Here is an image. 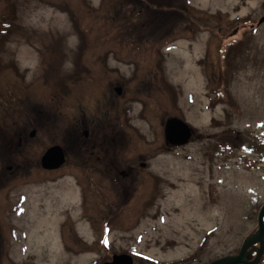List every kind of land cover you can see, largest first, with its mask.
Wrapping results in <instances>:
<instances>
[{"label":"rangeland","instance_id":"374dc122","mask_svg":"<svg viewBox=\"0 0 264 264\" xmlns=\"http://www.w3.org/2000/svg\"><path fill=\"white\" fill-rule=\"evenodd\" d=\"M138 2L155 6L0 0V264H206L232 248L241 205L264 201V0H181L160 42L128 34ZM169 118L189 145L166 148ZM78 124L117 166L43 171Z\"/></svg>","mask_w":264,"mask_h":264},{"label":"flooded vegetation","instance_id":"af4514ba","mask_svg":"<svg viewBox=\"0 0 264 264\" xmlns=\"http://www.w3.org/2000/svg\"><path fill=\"white\" fill-rule=\"evenodd\" d=\"M75 132H77L75 133V135L71 132L72 134L70 133V136H68L67 139L69 141L65 140V144H62V146H60L65 153V165L59 170L49 173H57L62 169L67 168V165L70 166V160H73V163L71 164L73 165L74 169H90L93 164H100L103 161L106 162L108 167L111 169L113 168L112 166H109L110 164H114L113 166H117L116 162L113 161V153L108 154V152L105 151L109 147L106 145V143L99 140L100 135L95 132V128L92 129L91 126H89V128H85L84 126L78 124V126H76ZM86 132H88L87 136ZM23 141L24 139L23 137H21L18 145L22 146L24 143ZM25 143H28V141L25 140ZM165 145L167 149H172L166 144V142ZM95 148H99L100 150H102L103 152L99 151L98 153L105 154V156L102 157L101 155H98L96 159H93L95 156L94 154L96 153L94 152ZM102 170L104 172H108V169L106 170L105 168H103ZM241 207H243L245 213L238 218V224L233 230V242L230 245L232 248H229L227 253H224V255L219 256L206 264H213L227 257L238 258L239 261L236 262V264H264V217L262 220L263 225L261 226L260 224V213L262 208L264 207V201H249V203L247 204H242ZM130 253L127 251L111 252V257L104 263L112 262V258L114 255H126L133 258L134 264H188V255L183 258H177L176 260L169 263H163L159 261L155 263H149L145 261L139 262L138 260H136L134 256L135 254H133L131 251Z\"/></svg>","mask_w":264,"mask_h":264},{"label":"trees","instance_id":"16d2710c","mask_svg":"<svg viewBox=\"0 0 264 264\" xmlns=\"http://www.w3.org/2000/svg\"><path fill=\"white\" fill-rule=\"evenodd\" d=\"M163 1L164 0H154L153 2L152 0V2L155 4L154 7L151 6L149 3L145 4V2L141 4L140 2H138L137 4L135 3L134 11H138L139 18L142 17L144 18V20L142 19L143 22L132 24L133 22L132 21L130 22L131 19H129V22H127L128 34L132 35L133 34L132 32L134 31L135 33L139 34V36H142V39L149 38L151 42L157 41V37H156L157 35L160 37V40L158 39V41L160 42L161 39L165 38V36L167 35L166 29H165L166 35H164V31L161 30V28L164 26V21H168V20L172 21L173 19L175 23H179L180 20H181L180 23L184 22L185 16L188 17L187 8H185V4L181 5L182 3L181 0H170V1H175L176 5L175 6L173 5L174 7L169 5L162 6ZM160 9L163 11H159ZM157 18L158 20H161V26L160 23L158 24L155 22ZM161 35L164 36L161 38Z\"/></svg>","mask_w":264,"mask_h":264},{"label":"water","instance_id":"95a60500","mask_svg":"<svg viewBox=\"0 0 264 264\" xmlns=\"http://www.w3.org/2000/svg\"><path fill=\"white\" fill-rule=\"evenodd\" d=\"M264 20L260 22L263 23ZM116 93L118 95L122 94V89L117 88ZM88 133L86 132V136ZM32 137L35 136V133H32ZM165 136L166 141L169 145L173 146H184L189 143L193 136V130L190 128L188 124L178 118H171L167 121L165 127ZM65 163L64 152L60 147H52L47 153L43 156L41 160V165L45 170H56L62 167ZM264 217V207L260 213V224H262V220ZM129 258V259H128ZM115 257L114 262L112 264H132V259L130 257ZM238 258H225L219 260L213 264H236L238 262Z\"/></svg>","mask_w":264,"mask_h":264},{"label":"bare ground","instance_id":"6f19581e","mask_svg":"<svg viewBox=\"0 0 264 264\" xmlns=\"http://www.w3.org/2000/svg\"><path fill=\"white\" fill-rule=\"evenodd\" d=\"M54 239H55V245L58 247V248H60V246H59V235H58V232H57V227L55 226V228H54Z\"/></svg>","mask_w":264,"mask_h":264}]
</instances>
